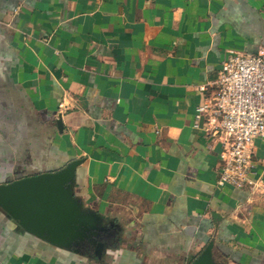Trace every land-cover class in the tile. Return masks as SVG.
I'll use <instances>...</instances> for the list:
<instances>
[{
    "label": "crops",
    "instance_id": "0c3cea01",
    "mask_svg": "<svg viewBox=\"0 0 264 264\" xmlns=\"http://www.w3.org/2000/svg\"><path fill=\"white\" fill-rule=\"evenodd\" d=\"M262 47L264 0H0V184L81 159L75 195L120 226L98 261L0 210V264H190L209 241L264 264V137L254 183H218L195 121L223 59Z\"/></svg>",
    "mask_w": 264,
    "mask_h": 264
},
{
    "label": "water",
    "instance_id": "95a60500",
    "mask_svg": "<svg viewBox=\"0 0 264 264\" xmlns=\"http://www.w3.org/2000/svg\"><path fill=\"white\" fill-rule=\"evenodd\" d=\"M56 125L62 130L60 115ZM81 162L73 159L55 171L0 184V210L22 232L73 253H82L81 246L86 244L101 261L109 245L102 235L109 239L120 226L75 195V171ZM190 264L226 263L215 257L213 241H209Z\"/></svg>",
    "mask_w": 264,
    "mask_h": 264
},
{
    "label": "built area",
    "instance_id": "2783aa9c",
    "mask_svg": "<svg viewBox=\"0 0 264 264\" xmlns=\"http://www.w3.org/2000/svg\"><path fill=\"white\" fill-rule=\"evenodd\" d=\"M201 119L219 144L218 183L252 185L254 140L264 137V47L223 59L212 96L195 109L196 125Z\"/></svg>",
    "mask_w": 264,
    "mask_h": 264
},
{
    "label": "trees",
    "instance_id": "16d2710c",
    "mask_svg": "<svg viewBox=\"0 0 264 264\" xmlns=\"http://www.w3.org/2000/svg\"><path fill=\"white\" fill-rule=\"evenodd\" d=\"M102 238L106 239V240H110V238L108 239L104 235H102ZM81 251H82V253H92L89 246H87L86 244L81 246Z\"/></svg>",
    "mask_w": 264,
    "mask_h": 264
}]
</instances>
